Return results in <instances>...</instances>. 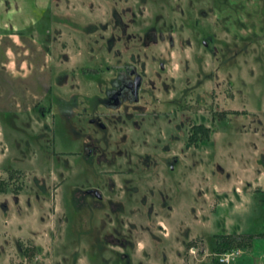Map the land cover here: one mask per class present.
I'll list each match as a JSON object with an SVG mask.
<instances>
[{"label": "rangeland", "instance_id": "rangeland-1", "mask_svg": "<svg viewBox=\"0 0 264 264\" xmlns=\"http://www.w3.org/2000/svg\"><path fill=\"white\" fill-rule=\"evenodd\" d=\"M48 1L38 32L61 67L39 75L34 118L0 112V189L19 190L0 192V264L53 248L57 264H216L225 234L229 264H264V0ZM124 66L137 100L103 108ZM95 105L104 132L77 114ZM191 122L210 139L189 146ZM88 141L96 162L74 153Z\"/></svg>", "mask_w": 264, "mask_h": 264}, {"label": "crops", "instance_id": "crops-1", "mask_svg": "<svg viewBox=\"0 0 264 264\" xmlns=\"http://www.w3.org/2000/svg\"><path fill=\"white\" fill-rule=\"evenodd\" d=\"M49 9L48 0H0V112L34 118V107L43 102L40 88L46 84L39 75L53 61L38 26Z\"/></svg>", "mask_w": 264, "mask_h": 264}, {"label": "flooded vegetation", "instance_id": "flooded-vegetation-1", "mask_svg": "<svg viewBox=\"0 0 264 264\" xmlns=\"http://www.w3.org/2000/svg\"><path fill=\"white\" fill-rule=\"evenodd\" d=\"M168 41H169V43H171L170 39ZM161 68H162V63L160 65L159 69H161ZM141 82H142V77L137 71H135L134 68H132V67L128 68V67L124 66L123 70H121L120 72H117L116 74H112V76L110 78V86L106 89L104 96L99 100L100 106H102L103 108H106V109H116V108L120 107V105L123 102H127V101L136 102ZM95 107H96V105L94 106V108H91V110H89L88 112L84 111V110L78 111L77 114L82 115L85 118V121L87 124L92 125L93 127L97 128L98 130L104 132L106 125H104V123H102L98 119L97 114L92 113L95 110ZM102 115H100V116H102ZM209 139H210V130L208 129V127L202 125L201 123H195V122H191L189 124L187 137H186V143L189 146L196 147L201 142L205 143V141H208ZM89 140H90V138H89ZM74 153L77 156H81V157L86 158V159H88V158L90 159L92 157V159L94 158L95 162L97 161V159L101 158L100 156L103 155V153L98 152V149H96V146L93 143V141H88L87 144L84 146L83 150L76 151ZM10 168L8 169V167L4 166L1 168V170L2 171H8V170L11 171L12 169H10ZM12 190L14 191V193H13V191L1 188L0 192L1 193H3V192L8 193V191H10L9 193H11L12 195H16L19 191L18 187H15ZM76 192H77V195H79V197L80 196L83 197V199H79L83 205L85 204L84 199L86 196L90 197L92 199V202H93L92 204L95 205L96 207H99V204H97L98 202H102L104 200L103 196H102V192L98 188L84 187V188L77 189ZM106 201H108V200H106ZM108 205L111 207L110 201H109ZM111 211L113 212V210H111ZM103 233H104L103 237H104L105 243H107V244L111 243L114 245L118 244L119 240L117 238L112 237L110 233L106 232V230H105V232L103 231ZM33 246L29 245L28 247L33 248V251H35L36 248L34 249ZM21 250L22 251L20 252V254H22V256H24L25 250H23V249H21ZM36 250L38 251V248ZM54 250H56V248H53V250L51 252V255L53 254V258L51 259L52 260L51 264H54V263L57 264L55 262V259H54V256H55ZM122 256L126 258L127 255L122 254ZM37 261L39 263L41 261V259L35 258L34 260H32L30 262H32V264H37ZM30 262L27 264H30ZM109 263L118 264L116 259L109 261ZM60 264H62V263H60ZM75 264H78V263L75 262ZM125 264H127V263H125Z\"/></svg>", "mask_w": 264, "mask_h": 264}, {"label": "trees", "instance_id": "trees-1", "mask_svg": "<svg viewBox=\"0 0 264 264\" xmlns=\"http://www.w3.org/2000/svg\"><path fill=\"white\" fill-rule=\"evenodd\" d=\"M214 236H219L215 239V243L212 247V252L216 253V252H222V251H227V250H231L234 249L235 247H238V241L235 240V236H233V234H225V235H214ZM247 237L250 238V234H246ZM186 246H191V242H187ZM213 263H217V260L215 259V257H213L212 260Z\"/></svg>", "mask_w": 264, "mask_h": 264}, {"label": "built area", "instance_id": "built-area-1", "mask_svg": "<svg viewBox=\"0 0 264 264\" xmlns=\"http://www.w3.org/2000/svg\"><path fill=\"white\" fill-rule=\"evenodd\" d=\"M238 255L239 253L236 249L214 253L218 264H229Z\"/></svg>", "mask_w": 264, "mask_h": 264}]
</instances>
